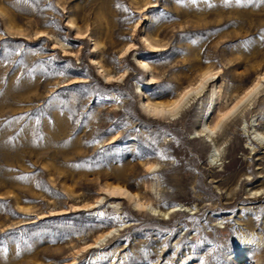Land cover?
<instances>
[{"label": "rangeland", "instance_id": "1", "mask_svg": "<svg viewBox=\"0 0 264 264\" xmlns=\"http://www.w3.org/2000/svg\"><path fill=\"white\" fill-rule=\"evenodd\" d=\"M262 73L260 0H0V264H264Z\"/></svg>", "mask_w": 264, "mask_h": 264}, {"label": "bare ground", "instance_id": "2", "mask_svg": "<svg viewBox=\"0 0 264 264\" xmlns=\"http://www.w3.org/2000/svg\"><path fill=\"white\" fill-rule=\"evenodd\" d=\"M145 41L149 44L150 47L156 48V46H154L149 41V39L145 38ZM58 43L60 44V47L65 51L66 50L65 44L61 41ZM140 63L143 65V67L149 68L148 63H146L145 61H141ZM98 68L102 72V74L106 80H110V79L116 77L115 75H112V74L108 73L106 70L102 69L101 66H98ZM211 76L212 75L208 72L203 73L200 77L198 85L190 88L189 89V90H191L190 92H192V93L200 92L204 88V86L206 85L208 80L211 78ZM262 77H264V73H262L253 82V84L250 85V87L247 89L245 94L239 99V101H237L233 105V107L230 110L223 112V110L220 107L217 108L216 111L218 112V117L220 118V120L217 121L215 124H213L212 122L204 123L203 124L204 131L208 130L209 133L215 134L216 128H219L221 126V122L226 120V118H228L230 113L236 112L241 107V105H243L245 103L246 100H249L252 96H254L259 91V89L262 87V84L264 82V79H262ZM189 90L184 91V92H180L178 95V98L172 100L170 103L152 102L150 99H148V97H146L145 101L142 104H143L145 110H147L151 113H154L155 115H160V116L169 115L171 118H174V117H177L181 113V111L184 109V107L188 104V101L186 98H188V96L190 95ZM252 90H254V91H252ZM141 91H143V90L141 89ZM185 93H188V95L185 97V99L180 104V106L178 108H176L175 107L176 102L180 101L181 97L185 96ZM249 93H251V94H249ZM214 95H215L214 101H216V103L219 104L218 102H219L220 98L218 97L219 96L218 91H215ZM218 158H219V160H221L219 154H217L215 152L211 153V155H210L211 161L218 160ZM150 168L152 169V171L155 170V167H153V166H151ZM107 191L112 193V194H117V195H120V196L127 198L128 200H130L132 202V204L136 208H145V209H147L149 211H153V213L155 212L157 214H158V212H160V214L162 213L165 216L166 215L168 216L170 213L177 211V210H179V211L187 210V209H185L186 207L184 208L183 206L180 207L179 205H177V206L172 207L166 211H161L160 209H157V207L152 206V204H150V202L143 201L142 198L139 197L137 194H133L130 190H128L127 188H123L121 186H114L110 189H107ZM118 230H119V228H113V229L108 230L105 233L101 234L99 236V238L97 239V243L105 240L107 237L113 235ZM247 259H248L249 264H259L257 258H253L252 256H249V257H247Z\"/></svg>", "mask_w": 264, "mask_h": 264}, {"label": "snow or ice", "instance_id": "3", "mask_svg": "<svg viewBox=\"0 0 264 264\" xmlns=\"http://www.w3.org/2000/svg\"><path fill=\"white\" fill-rule=\"evenodd\" d=\"M227 2H232V0H227ZM235 3H237V4L241 3V0H235ZM260 3H264V0H260ZM117 7H119V5H117ZM41 35H43V34H41ZM262 79H264V77H262ZM190 91L191 90H189V92ZM252 91H254V90H252ZM249 94H251V93H249ZM187 95H188V93H185V96H182L181 100L176 102V105H175L176 108H178L180 106V104L183 102V100L185 99V97ZM159 158L162 159V160L163 159H167V157L164 156V155H161Z\"/></svg>", "mask_w": 264, "mask_h": 264}]
</instances>
